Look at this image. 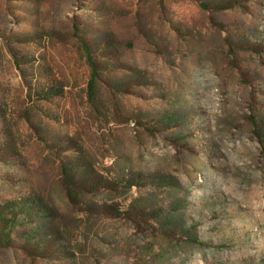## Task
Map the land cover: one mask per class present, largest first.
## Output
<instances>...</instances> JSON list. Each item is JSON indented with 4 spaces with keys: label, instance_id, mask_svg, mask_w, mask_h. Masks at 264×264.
Instances as JSON below:
<instances>
[{
    "label": "rangeland",
    "instance_id": "374dc122",
    "mask_svg": "<svg viewBox=\"0 0 264 264\" xmlns=\"http://www.w3.org/2000/svg\"><path fill=\"white\" fill-rule=\"evenodd\" d=\"M0 264H264V0H0Z\"/></svg>",
    "mask_w": 264,
    "mask_h": 264
},
{
    "label": "trees",
    "instance_id": "16d2710c",
    "mask_svg": "<svg viewBox=\"0 0 264 264\" xmlns=\"http://www.w3.org/2000/svg\"><path fill=\"white\" fill-rule=\"evenodd\" d=\"M82 46H83V50L85 51V54H86V57H87V61L92 69V77H91V80H90V89L91 91H93L94 89V84H95V79L97 77V70L95 68V63L93 61V57H92V53H91V50L89 48V46L87 44H85L83 41H82Z\"/></svg>",
    "mask_w": 264,
    "mask_h": 264
}]
</instances>
